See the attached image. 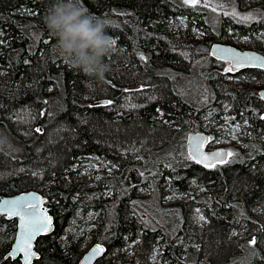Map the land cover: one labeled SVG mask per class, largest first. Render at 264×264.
<instances>
[{"label": "trees", "instance_id": "obj_1", "mask_svg": "<svg viewBox=\"0 0 264 264\" xmlns=\"http://www.w3.org/2000/svg\"><path fill=\"white\" fill-rule=\"evenodd\" d=\"M54 3L0 0V196L38 190L56 220L55 230L37 239L40 256L32 264H78L95 242L107 246L99 264H151L160 247L161 260L169 264H264V100L259 95L264 69L246 68L232 74L239 82L221 81L225 61L211 56L199 70L212 89L210 104L227 102L251 131L234 147V156L214 167L188 155L184 132L194 125L198 107L194 93H178L179 76L173 74L193 69L198 59L199 44H190L187 27L206 26L214 35L208 47L237 43L264 53V0L251 3L259 12L251 22L221 14L217 28L206 24L208 12L185 0H82L91 14L108 22L107 34L115 41V51L105 58L111 71L99 83L72 69L56 50L44 23ZM181 17L187 19L185 30L177 25ZM172 25L180 33L173 34ZM132 85L136 89L127 88ZM6 142L12 148L3 146ZM93 156L114 167L97 190L88 188V176H80L81 163ZM167 180L187 200L162 206ZM141 185H150L159 197L140 198L135 187ZM105 188L113 195L95 199ZM191 200L207 221L201 226L189 223ZM144 202L158 213L175 211L176 223L161 218L166 223L160 227L146 226L133 215L138 206L148 210ZM78 209L83 217L91 209L104 215L98 229L82 231L72 224ZM16 231V219L0 215V264H22L6 256Z\"/></svg>", "mask_w": 264, "mask_h": 264}, {"label": "rangeland", "instance_id": "obj_2", "mask_svg": "<svg viewBox=\"0 0 264 264\" xmlns=\"http://www.w3.org/2000/svg\"><path fill=\"white\" fill-rule=\"evenodd\" d=\"M260 1L262 2V0H247V3L244 6L237 7V6L227 5L225 2L218 1V0H197L193 6L195 7L194 9H198V11L208 12L207 13L208 21L206 22V24H209L212 28H217V26L219 25L218 20L220 19L221 14H224L225 16L227 14L233 15L242 21L251 22L253 19L259 16V12L251 8V5H252L251 3L254 2L256 4ZM177 25H181L182 26L181 29L185 30L187 26V19L184 17L178 18ZM177 25L171 26V32H173V34L180 33ZM187 29H190L189 31L190 33H192V35H190L191 37L190 44L194 46L199 44L198 45L199 49H197L198 59L193 63V66H194L193 69L185 73L184 72H174L173 74L179 76V78L177 76L175 77V79L177 80L178 93L183 94L184 92V93H187V95H191L192 93H194L193 98H195V101L197 102L196 104L198 107V113L196 112L194 113L196 120L193 123L194 125L191 124L190 131L191 132L192 131L206 132L210 136V143H209L210 149L225 148L230 153V155L234 156V154L236 153V149L234 147H238L241 144L242 139L247 136H250L251 134V131L244 130V128L248 127L249 125L246 122H243L242 118L240 119V116L236 117L234 115L235 113H231L232 107L227 102H216L217 101L216 100L215 104H210L211 97H212V89H211V86L208 84L207 77L202 75V73L199 72V70H201L202 66H205V64L211 58L210 47H208L207 41H210L212 39V36L214 35L211 33H208L209 30H207V27L205 26V29H204L202 25L200 27L193 28V29L187 27ZM228 33L231 34V32H228ZM223 35L224 34H222L221 37H223ZM254 36L256 37V34H254ZM173 37L177 38L176 36H173ZM235 39L236 37L231 40H235ZM248 40H250V38H247V39L245 37L242 38L243 42H247ZM234 45L238 47L237 43H235ZM185 46L187 48H190V46H188L187 44H185ZM239 48L241 47L239 46ZM241 49H246V48H241ZM140 53H144L148 55L147 51H145L144 49H141ZM229 65L230 63L225 61V64L221 67L219 71L221 72V75H222L220 80L229 81V82L230 80H233L234 82H239V78H236L232 75L236 72L228 71V69H230ZM215 69L219 70V66H217ZM166 71L169 74L173 72V70L170 68H167ZM241 79H244V78H241ZM259 85L260 83L258 84V86ZM127 88L136 89V86L132 85V86H128ZM222 98H223V94L220 95L219 99H222ZM96 102H97L95 103L96 105L100 103V101H96ZM195 125H197L198 127H196ZM190 131L185 130L184 134L186 138ZM17 143L15 144L18 146ZM3 146L12 148V145H9L7 142L4 143ZM187 151H188V148H187ZM188 155L190 156L189 151H188ZM219 165L220 164L218 165L216 164L215 166H219ZM104 170L106 171V173L104 174V176L107 175L106 177L103 176ZM113 170H114V167L109 165L107 161H104L99 157L93 156V157H89L88 159H86L85 161L81 163L80 176H88V179L91 180L88 188L97 190V187H102L100 182L108 178L109 176H111L113 174ZM162 186H163V192L161 195V201H163L162 206H170V205L176 204L180 199L182 200V198L184 200H187L185 196L183 197L182 195H179L178 192L172 188L170 181L167 180L166 182H163ZM113 192L114 191L112 189L105 188L99 191L95 195L94 198L104 199L107 197H111L113 195ZM135 192L137 195H139L140 198H144L145 200H147L149 197H152L153 199L159 197L157 192L153 191L150 185L137 186L135 187ZM83 193L84 191H80V194H81L80 196H84L85 194ZM94 198L91 197L86 202L93 200ZM145 204L146 203L144 202V205ZM191 204H192L191 213L187 215L189 217L188 219L189 223L191 222L193 224H197L198 226H201V224L207 221L200 209L196 208L194 210L193 208L194 204L192 203V200H191ZM145 207L148 208V210H145L143 207L138 206V209L135 210L136 212H134L133 215L137 214L138 216L137 218L138 219L141 218L146 226H149L151 228L160 227V223L161 224L166 223L161 218H166L167 220L171 221L173 224L176 223L175 211L158 213L157 209L153 206L152 208H150V206L146 204ZM103 219H104V215H100L99 211H94L91 209L89 210L87 217H83L78 209L75 212L71 220V223L79 224L82 227L81 230L83 231L88 228L98 229V226L101 225ZM159 237L162 239V233H160ZM177 240L179 244H184L183 239L178 238ZM132 246H133V243L131 242L129 245L130 250L132 249ZM162 247H164V244H162ZM161 254H162V249L160 247L151 257L150 263L151 264H169L168 261L164 262L163 260H161ZM107 258H110V256L106 257L105 260Z\"/></svg>", "mask_w": 264, "mask_h": 264}, {"label": "water", "instance_id": "obj_3", "mask_svg": "<svg viewBox=\"0 0 264 264\" xmlns=\"http://www.w3.org/2000/svg\"><path fill=\"white\" fill-rule=\"evenodd\" d=\"M185 1L193 4L197 0ZM210 54L216 60L229 62L232 72L253 67L264 69V53L258 50L241 49L229 43L213 42L210 46ZM259 95L264 100V88L259 90ZM186 140L189 154L200 164L212 167L229 159V152L225 148H209L210 136L206 132H189ZM46 201L47 197L35 189L0 196V215L17 221V231L6 256L19 258L22 264H32L40 256L36 247L37 239L43 234L52 233L56 228L55 216L50 212ZM37 217L41 219L50 217L51 223L47 225L46 231L30 235L31 221ZM97 245L99 250L96 248ZM106 251L105 244L95 242L86 249L78 264H99Z\"/></svg>", "mask_w": 264, "mask_h": 264}, {"label": "clouds", "instance_id": "obj_4", "mask_svg": "<svg viewBox=\"0 0 264 264\" xmlns=\"http://www.w3.org/2000/svg\"><path fill=\"white\" fill-rule=\"evenodd\" d=\"M44 23L56 40V50L72 69L98 83L105 80L111 71L105 58L115 51L106 20L91 14L82 0H55Z\"/></svg>", "mask_w": 264, "mask_h": 264}, {"label": "snow or ice", "instance_id": "obj_5", "mask_svg": "<svg viewBox=\"0 0 264 264\" xmlns=\"http://www.w3.org/2000/svg\"><path fill=\"white\" fill-rule=\"evenodd\" d=\"M113 44H115V41L113 40ZM232 69H228V71H231ZM110 103V101L108 102ZM36 131H40V129H37ZM3 141H0L2 143ZM207 166V165H206ZM32 207V206H29ZM51 223L50 217H44V218H33L30 224V235H35L37 232L40 231H46L47 225ZM254 242V241H253ZM97 250H99V245L96 246Z\"/></svg>", "mask_w": 264, "mask_h": 264}, {"label": "flooded vegetation", "instance_id": "obj_6", "mask_svg": "<svg viewBox=\"0 0 264 264\" xmlns=\"http://www.w3.org/2000/svg\"><path fill=\"white\" fill-rule=\"evenodd\" d=\"M242 71V70H241ZM232 72V71H231ZM239 72V71H238ZM39 258V257H38ZM37 259V258H36ZM21 261V260H20Z\"/></svg>", "mask_w": 264, "mask_h": 264}]
</instances>
